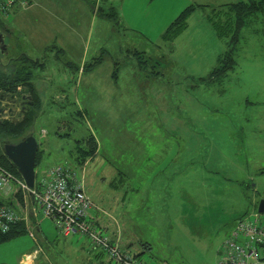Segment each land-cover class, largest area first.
Returning <instances> with one entry per match:
<instances>
[{
    "label": "rangeland",
    "instance_id": "1",
    "mask_svg": "<svg viewBox=\"0 0 264 264\" xmlns=\"http://www.w3.org/2000/svg\"><path fill=\"white\" fill-rule=\"evenodd\" d=\"M15 1L8 15L0 11L11 28L0 60L27 54L45 63L35 72L39 172L54 164L83 172L92 214L141 259L217 264L237 222L264 199V15L248 19L232 50L208 18L241 0ZM189 6L187 29L164 40ZM112 7L117 18L99 11ZM231 51L235 68L208 82ZM89 130L98 152L75 166L70 150ZM16 193L7 200L21 216L29 212L28 231L0 243V264H20L36 249V264H114L89 237L64 236Z\"/></svg>",
    "mask_w": 264,
    "mask_h": 264
},
{
    "label": "trees",
    "instance_id": "2",
    "mask_svg": "<svg viewBox=\"0 0 264 264\" xmlns=\"http://www.w3.org/2000/svg\"><path fill=\"white\" fill-rule=\"evenodd\" d=\"M21 1H25V4H28L29 0ZM15 2V0H12V2H10V0L0 2V11L8 15V11ZM195 8V6H189L177 16V18L166 29L163 35L164 40L172 41L173 39L178 37L185 29H187L188 18L195 10ZM99 11L102 12L103 16H106L110 19L117 18L118 15V12L114 7H112L109 13H105L103 9H99ZM259 13L264 15V0H241L236 3H230L221 10H214V13L211 14L208 19L221 38H226L228 36L230 37V43H232V45L230 44V47L233 50V44L239 40V33L242 27L248 23V19L250 17ZM0 31L4 35L11 34V28L6 25L1 18ZM135 52L137 55H139V57L143 58V63L147 64L150 61V58H147L144 52ZM236 64L237 62L233 57L232 51L227 52L226 55H223L219 58V65L211 72L208 78V82L213 83L222 81L224 77H226L228 73L235 68ZM87 67L88 63H85L82 71L84 72ZM44 68L45 63L38 59H32L27 54H21L16 58H9L6 63L0 60V167L11 171L19 179H23V177L21 176L17 167L5 155L3 148L6 144H15L22 141L28 135H35V125L40 120V113L42 109V100L40 99V93L36 85L37 83L35 72L37 71V69L43 70ZM23 94H25L26 96H30L27 98L34 103H28L29 109H26L23 113L17 115V118L4 117L3 111L5 110V108L2 107L3 101L7 98H12L13 96H22ZM78 114L80 116H83V113L81 111H78ZM98 149L99 145L95 134L90 130L88 133H86L85 131L81 138L76 139L75 146L70 150V154L75 161L74 165H85L88 160L94 158V156L98 152ZM41 158L42 149L39 147L36 157L37 187L39 186V179L41 176L39 173V167L42 165ZM13 187L11 188V190H9V187L0 189V210L2 207H10V205H13L16 209L13 207L11 208L17 211V203L8 202L5 198L6 196H8V193H11L15 189H17ZM16 192V198L18 202L21 203V205L25 204L26 192L20 187ZM28 207L30 208V206ZM254 211H258V206H256V209ZM92 219L96 222L98 226L97 228L101 232H103V234L108 235L110 233L108 231V228L103 227L100 220L98 219V216H94ZM27 231V222L24 218H21V220L11 224L8 231L3 232L0 229V243L12 240L22 234L27 233ZM93 248L94 250H100L101 253L106 254L110 263L114 262V264H117L116 260L114 258H111L104 248L97 245H93ZM125 248L129 250L130 255H132L133 259L138 263L153 264L152 262H147L141 259L140 254L133 252L131 246H127ZM156 264L160 263L157 262Z\"/></svg>",
    "mask_w": 264,
    "mask_h": 264
},
{
    "label": "built area",
    "instance_id": "3",
    "mask_svg": "<svg viewBox=\"0 0 264 264\" xmlns=\"http://www.w3.org/2000/svg\"><path fill=\"white\" fill-rule=\"evenodd\" d=\"M39 173V186L35 184V188L30 189L24 179L0 167V189L22 188L26 192V204L31 202L34 212L40 209L45 217L53 219L64 236L73 233L88 236L93 245L104 248L117 264H142L123 246L119 232L106 235L97 228L91 212L96 205L86 192L83 172L70 165L54 164ZM28 213L23 217L11 207H2L0 229L8 231L11 224L21 218L28 219ZM40 251L37 249L36 253ZM220 253L217 264H264V218L258 211H252L237 222Z\"/></svg>",
    "mask_w": 264,
    "mask_h": 264
},
{
    "label": "water",
    "instance_id": "4",
    "mask_svg": "<svg viewBox=\"0 0 264 264\" xmlns=\"http://www.w3.org/2000/svg\"><path fill=\"white\" fill-rule=\"evenodd\" d=\"M0 47L2 52L8 53L4 34L0 31ZM26 98V96H24ZM34 102L32 101V104ZM39 149V141L35 135H28L22 141L15 144H6L3 148L5 155L17 167L24 181L30 189L36 184V157ZM258 211L264 214V199L258 204Z\"/></svg>",
    "mask_w": 264,
    "mask_h": 264
},
{
    "label": "flooded vegetation",
    "instance_id": "5",
    "mask_svg": "<svg viewBox=\"0 0 264 264\" xmlns=\"http://www.w3.org/2000/svg\"><path fill=\"white\" fill-rule=\"evenodd\" d=\"M0 52H2L1 47H0ZM22 97L19 98L18 96L17 97L13 96L12 98L6 99V105H4L5 110L8 109L9 113L13 118H17V115L23 113L26 109H29L28 103L32 104V101L30 99H28L27 97L24 98V96Z\"/></svg>",
    "mask_w": 264,
    "mask_h": 264
},
{
    "label": "crops",
    "instance_id": "6",
    "mask_svg": "<svg viewBox=\"0 0 264 264\" xmlns=\"http://www.w3.org/2000/svg\"><path fill=\"white\" fill-rule=\"evenodd\" d=\"M5 198H6V200L8 199L7 196H6ZM11 200H12V199H9V201H8V200H7V201H8V202H11ZM37 229H38V230H41L39 226L37 227ZM108 231H109V229H108ZM109 232H110V231H109ZM72 235H77V234H72ZM72 235H68V236H66V237H69V236H72ZM86 241H87V240H86ZM85 244H86V243H85ZM126 245H127L128 247L131 246V244H129V243L126 244ZM127 246H126V247H127ZM131 248H132V246H131ZM36 250H37V249H36ZM36 250H34L33 252H30V253H25V254H24L25 257L23 256V257L20 259V264H36V262H37L36 260H37L38 254L40 253V252H39V253L37 254V253H36Z\"/></svg>",
    "mask_w": 264,
    "mask_h": 264
}]
</instances>
